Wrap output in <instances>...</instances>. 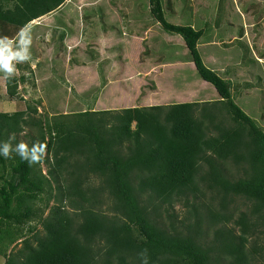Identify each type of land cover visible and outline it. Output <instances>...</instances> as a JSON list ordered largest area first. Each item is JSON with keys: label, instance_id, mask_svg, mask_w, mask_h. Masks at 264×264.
I'll use <instances>...</instances> for the list:
<instances>
[{"label": "trees", "instance_id": "1", "mask_svg": "<svg viewBox=\"0 0 264 264\" xmlns=\"http://www.w3.org/2000/svg\"><path fill=\"white\" fill-rule=\"evenodd\" d=\"M67 1L0 0V36L14 37ZM135 3L165 34L183 40L163 42L155 57L193 64L196 80L219 98L96 111L94 96L104 81L74 113L37 119L31 104L25 111L0 112V143L14 135V147L29 129L35 131L29 147L47 144L46 174L15 152L10 159L0 155L4 264H140L137 254L144 248L149 264H264V128L237 102L236 81L205 63L214 32L202 41L203 30L168 21L171 2ZM88 17H82L85 24ZM141 22L143 34L150 23ZM65 37L63 31L61 41ZM240 42L235 39L226 54L255 71L258 58ZM57 72L52 62L41 63L29 76L6 81L7 94L18 97L20 85L47 74L52 81ZM177 206L185 208L183 215Z\"/></svg>", "mask_w": 264, "mask_h": 264}, {"label": "rangeland", "instance_id": "2", "mask_svg": "<svg viewBox=\"0 0 264 264\" xmlns=\"http://www.w3.org/2000/svg\"><path fill=\"white\" fill-rule=\"evenodd\" d=\"M169 2L172 9L178 1L165 0L166 5ZM100 6L104 7L102 13L98 10ZM166 10L168 12L169 7ZM200 12L203 15L201 21L197 20ZM85 15L90 16L86 24L82 18ZM167 16L175 25H194L203 30L202 41L215 33L214 46H209L205 63L236 81L233 92L238 93L237 102L264 128V0H180L175 4L174 12ZM52 18L58 26L56 31L49 22L32 27L30 52L36 59L30 61L28 68L34 72L41 63L49 61L52 69L58 71L56 76L52 81L49 74L43 80L31 79L20 85L19 96L12 98L7 94V83L0 73V112L25 111L31 104L37 108V119L74 113L81 106L85 107L88 101L85 94L102 87L104 81L107 85L94 96L96 111L219 98L212 86L196 80L193 64L168 63L165 56L155 57L163 42L180 45L184 44L183 40L165 34L159 24L150 21L149 12L136 5L135 0H70ZM142 19L150 25L140 34ZM240 29L244 31L243 36H240ZM223 30L225 39L219 42V33ZM63 31L66 37L61 41ZM235 39L258 58L259 67L255 71L249 69L250 63L227 55L234 50ZM229 43L227 49L223 48ZM218 47L224 49V56L220 57ZM28 68L20 69L18 77L29 76ZM36 74L40 73L37 71ZM34 135L35 131L27 129L19 136V141L29 145V137ZM42 170L47 173L44 165ZM176 211L181 216L185 208L177 206ZM4 263L0 257V264Z\"/></svg>", "mask_w": 264, "mask_h": 264}, {"label": "clouds", "instance_id": "3", "mask_svg": "<svg viewBox=\"0 0 264 264\" xmlns=\"http://www.w3.org/2000/svg\"><path fill=\"white\" fill-rule=\"evenodd\" d=\"M32 42V29L28 24L21 26L14 37L0 36V73H3L5 81H11L21 74L17 67L18 64L31 61ZM13 139H15L14 135L10 136L8 141L0 143V155L5 159H10L11 154L15 152L29 166L44 163L47 157V144L37 141L29 147L28 144L21 141L13 147L11 143ZM137 255L140 264H149L147 248L142 249Z\"/></svg>", "mask_w": 264, "mask_h": 264}, {"label": "crops", "instance_id": "4", "mask_svg": "<svg viewBox=\"0 0 264 264\" xmlns=\"http://www.w3.org/2000/svg\"><path fill=\"white\" fill-rule=\"evenodd\" d=\"M70 0H68L67 2H66V4H65V6L67 5V3L69 2ZM64 6V7H65ZM54 15V14H53ZM53 15H50V16H46V17H44V18H42V19H40V20H37V21H35V22H33L32 24H31V28L32 27H34V26H41L42 24H44V23H46V22H49V24H51V27L56 31V29H57V27L58 26H56V23L54 22V20H53ZM48 17H50L49 19H47V20H44L43 21V19H45V18H48ZM39 50H37V52H38ZM32 62V61H31Z\"/></svg>", "mask_w": 264, "mask_h": 264}]
</instances>
